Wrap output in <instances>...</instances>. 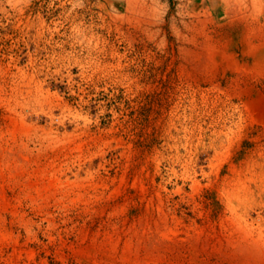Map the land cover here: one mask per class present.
Here are the masks:
<instances>
[{
  "label": "rangeland",
  "instance_id": "obj_1",
  "mask_svg": "<svg viewBox=\"0 0 264 264\" xmlns=\"http://www.w3.org/2000/svg\"><path fill=\"white\" fill-rule=\"evenodd\" d=\"M127 1L0 0V264H264V0Z\"/></svg>",
  "mask_w": 264,
  "mask_h": 264
},
{
  "label": "bare ground",
  "instance_id": "obj_2",
  "mask_svg": "<svg viewBox=\"0 0 264 264\" xmlns=\"http://www.w3.org/2000/svg\"><path fill=\"white\" fill-rule=\"evenodd\" d=\"M128 1H129V0H128ZM128 1H127V2H128ZM138 1H139V0H138ZM127 2H126V3H127ZM128 3H129V2H128ZM139 3H141V2H139ZM136 4H138V3H136ZM136 4H135V5H136ZM133 5H134V4H133ZM139 5H140V4H139ZM131 6H132V5H131ZM244 237H245V236H244ZM156 239H157V242H160V240H159L158 238H156ZM249 239L251 240L250 237H249ZM158 240H159V241H158ZM255 242L258 243L256 240H255ZM158 244H159V243H158ZM240 244H241V243H240ZM154 245H156V244H154ZM244 245H245V244H244ZM244 245H240V246H242V247H240V248H241V249L244 248V247H243ZM245 246H246V245H245ZM250 246H251V245H250ZM157 247H158V246H157ZM238 247H239V246H238ZM248 247H249V246H248ZM248 247H247V248H248ZM254 247H255V246H254ZM256 247H257V248H256L255 253L258 251V254H257L256 257H258L259 254H261V253H262V255H263V253H264V247H263V245H260V243H258V244H256ZM128 248H129V247H128ZM245 248H246V247H245ZM126 249H127V248H126ZM249 249H250V248H249ZM252 249H254V248L252 247ZM127 250H129V249H127ZM244 250H245V249H244ZM250 250H251V249H250ZM129 251H130V250H129ZM247 251H248V250H247ZM261 251H262V252H261ZM125 252H126V250H125ZM130 252H131V251H130ZM252 252H253V251H252ZM252 252H251V253H252ZM260 252H261V253H260ZM240 253H241V252H240ZM244 254H245V253H244ZM132 255H134V254H132ZM249 255H250V254H249ZM251 255H252V254H251ZM251 255H250V256H251ZM246 257H247V256H246ZM126 258H127V257H126ZM252 258H253V256H252ZM130 259H131V258H130ZM263 259H264V258H263ZM137 260H138V259H137ZM244 260H245V259H244ZM249 260H250V258H249ZM254 260H255V258H254ZM246 261H247V260H246ZM261 261H262V260H261ZM261 261L259 260V263H260V264H261ZM137 262H138V261H137ZM247 262H248V261H247ZM257 262H258V261H257ZM244 263H245V262H244ZM250 263H251V262H250Z\"/></svg>",
  "mask_w": 264,
  "mask_h": 264
}]
</instances>
